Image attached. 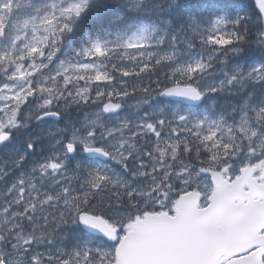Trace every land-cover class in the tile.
Listing matches in <instances>:
<instances>
[{
  "label": "snow or ice",
  "instance_id": "1",
  "mask_svg": "<svg viewBox=\"0 0 264 264\" xmlns=\"http://www.w3.org/2000/svg\"><path fill=\"white\" fill-rule=\"evenodd\" d=\"M0 264H264V0H0Z\"/></svg>",
  "mask_w": 264,
  "mask_h": 264
}]
</instances>
